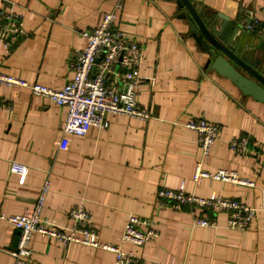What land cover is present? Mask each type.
Here are the masks:
<instances>
[{"label":"crops","instance_id":"obj_1","mask_svg":"<svg viewBox=\"0 0 264 264\" xmlns=\"http://www.w3.org/2000/svg\"><path fill=\"white\" fill-rule=\"evenodd\" d=\"M117 0H0V10L16 14L24 33L10 46L0 39V71L53 88L71 77L74 50L83 47L82 32L100 22ZM116 25L143 45L137 99L150 112L147 120L108 116L104 128L68 136L61 150L66 107L33 94L28 87L0 84V214L31 209L49 182L41 217L61 228L73 225L70 208L82 205L100 242L118 243L138 256L139 264H264V211L245 229H230L224 211L212 212L185 202L172 208L157 194L182 180L195 195L236 198L261 207L264 190V103L243 94L230 79L205 67L207 54L188 31L175 0H120ZM198 8L222 13L239 28L233 37L264 71V0H190ZM256 18L259 26L246 31ZM4 21H0V25ZM204 118L219 128L211 154L202 167L233 170L254 186L191 178L201 159L198 136L183 127ZM245 137L244 152L229 147ZM12 161L27 166L22 181L10 170ZM129 214L147 218L158 230L137 246L120 242ZM207 217L209 226L194 224ZM144 228V225H141ZM20 234V233H19ZM17 228L0 218V264H118L115 253L84 243L61 245L33 232L29 256L14 257Z\"/></svg>","mask_w":264,"mask_h":264},{"label":"built area","instance_id":"obj_2","mask_svg":"<svg viewBox=\"0 0 264 264\" xmlns=\"http://www.w3.org/2000/svg\"><path fill=\"white\" fill-rule=\"evenodd\" d=\"M121 1L117 0L113 8L102 14L100 22L89 30L82 32L85 37L83 47L74 50L70 61L72 77L60 88H53L38 82L27 80L13 74L0 71V84L7 86L28 87L33 94L46 97L59 106L66 107V116L61 131L62 137L58 148L64 150L68 145V136H84L91 127L104 128L108 125L110 115H124L129 118L147 120L150 112L137 99L141 84L140 64L142 61V43L116 25L117 12ZM16 14L0 10V39L5 47L10 40L24 33ZM259 26L256 18H250L244 24L246 31H254ZM99 61L95 63V59ZM94 66V68H93ZM196 132L201 159L195 164L191 180L197 183L201 178L216 179L224 182L254 186V182L239 177L235 171L219 168L213 172L202 167V160L211 154V147L219 134L218 126L204 118H190L181 124ZM246 138L234 137L229 147L234 152H244ZM10 170L22 181L27 173V166L12 161ZM49 189L46 180L38 194L34 206L24 212L4 216L9 224L19 229L20 234L14 257L29 256L30 239L33 232L53 238L61 245L84 243L101 247L115 253L118 264H139V258L131 251L123 250L118 243L100 242L91 229V215L82 205L70 208L68 215L74 219L70 227L61 228L53 221L42 218L41 208L45 194ZM158 196L179 210L183 203L189 202L212 212L224 211L227 214L226 225L230 229H245L256 217L257 211H264V190L261 194V207L245 204L236 198L211 194L208 197L195 195L187 191L186 182L182 180L176 188L162 187ZM194 224L209 226L211 223L204 216H195ZM144 225V228H141ZM158 234L154 223L134 214H129L124 228L119 233L120 242H129L140 246L152 240Z\"/></svg>","mask_w":264,"mask_h":264},{"label":"water","instance_id":"obj_3","mask_svg":"<svg viewBox=\"0 0 264 264\" xmlns=\"http://www.w3.org/2000/svg\"><path fill=\"white\" fill-rule=\"evenodd\" d=\"M175 3L178 9H185L178 17L187 20L190 35L207 54L205 67L230 79L243 94L264 103V71L245 51H237L233 45L234 34L239 28L236 22L225 14L214 13L203 6L198 8L190 0H175ZM98 61L99 57L95 63ZM17 240L18 237L12 247Z\"/></svg>","mask_w":264,"mask_h":264}]
</instances>
